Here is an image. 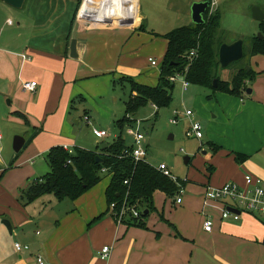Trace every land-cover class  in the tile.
<instances>
[{"label":"crops","instance_id":"1","mask_svg":"<svg viewBox=\"0 0 264 264\" xmlns=\"http://www.w3.org/2000/svg\"><path fill=\"white\" fill-rule=\"evenodd\" d=\"M36 1L24 0L21 9H15L0 0V33L14 26L13 22L6 24L11 20L7 14H14L11 10L20 18L16 23L20 33L7 42L0 35V100L9 99L6 105L10 107L8 111L0 107V119L12 124L14 133L25 139L19 152L25 153L24 159L15 169V196L8 205L11 215L6 219L0 215V264H37L36 255L44 264H264V218L242 214L237 222L216 220L211 233L202 229L206 186L220 187L228 182L242 186L246 174L264 184L262 55L249 56L245 66L252 71V79L245 83L250 94L236 97L214 93L216 103L209 108L216 113L214 117L220 116V124L218 134L210 133L211 141L203 151L207 157L206 176L199 182L186 176L180 204L176 198L170 201L156 192L153 210L141 225L132 221L118 223L106 203L105 191L112 176L106 172L107 179L102 178L74 201H58L48 195L29 204L21 201V194L33 181L49 173L45 155L52 147L77 148L68 123L72 109L73 117L80 115L74 102L77 88L99 76L115 74L114 53L137 40L138 33L153 35L157 29L156 23L148 22L149 12L139 7L140 0H85L82 6V0H52V5L64 8L55 14L73 7L67 31L56 34L58 16H50L53 9L41 13L40 8L41 20L29 14ZM127 1L128 7L119 4ZM182 1L190 6L195 0ZM44 30L46 34L40 35L39 44L30 45L33 39L28 40V32L39 34ZM72 39L76 40V57L71 56ZM21 55L30 60H22ZM24 82H36V89L24 91ZM79 97L82 116L89 118L86 99ZM0 136L1 141V133ZM236 156L244 159L238 161ZM15 159L0 156V173ZM2 219L9 221L11 234L6 235ZM15 242L28 245L29 250L16 252ZM104 247H110V254L101 259Z\"/></svg>","mask_w":264,"mask_h":264},{"label":"rangeland","instance_id":"2","mask_svg":"<svg viewBox=\"0 0 264 264\" xmlns=\"http://www.w3.org/2000/svg\"><path fill=\"white\" fill-rule=\"evenodd\" d=\"M185 1L188 2V0ZM207 1H210L211 5L206 17L209 15L220 16V30L218 32L220 42L229 44L236 41L241 36L244 37L242 59L232 63L227 68L220 67L217 71V76L220 81L229 83L234 74L247 65L253 41L258 39V34L264 38V22L259 23L253 21L250 13L251 8L254 6L259 7L264 12V0ZM51 2L52 0H38L34 2V6L30 8L29 14L41 20V15L39 14L40 8L41 13L45 10L50 11L53 9V13L50 14V16L64 9L62 6L58 5L55 7ZM194 2H192L190 6H187L182 0L139 1L141 10L143 12H149L148 14L151 16L148 22L156 23L159 26L156 25L158 30L155 29L153 35L138 33L137 40L130 42L124 50L114 53L113 68H115V74L99 76L83 84V87L77 88L79 91L74 98L78 100L80 98L79 95H82V97L86 99V104L84 106L85 109L88 108L87 114L89 115V118L86 115L83 117V111L82 109L80 110L81 105L78 106L80 101L77 102V100H74L76 105L75 108H78L77 112H80V115L78 118L73 117L72 114L75 112V109H72V114L68 115V123L71 133H73L74 136V144L77 148L97 151V148L102 143L112 144L114 134H119L116 120L121 119L125 115V102H127L130 94L129 83L125 80L132 79L139 84L147 86L156 85L159 78V69L162 65L167 48V42L164 36L166 32L170 30L192 24L191 7ZM119 4L123 6L127 5L126 7L130 5L128 1L125 4ZM137 5L138 3L134 5L133 20L137 14ZM72 9L73 7L70 6L66 12H62L60 15L55 14L56 17H54V19L58 16L57 22L54 24V29L57 32L56 34L67 31ZM185 12L187 13L185 14ZM11 13L14 14L7 15L10 16L14 26L6 28L0 33L4 42L14 37L15 34L17 35L20 33V29L16 28V23L20 21V18H18V14L15 13V11L11 10ZM28 33L30 34L28 40L33 39L30 45H34L39 44L40 35L46 34V31L44 30V33L39 34L38 32H33V34L31 32ZM149 58H153L157 61L156 68L149 67ZM173 85L172 101L169 107L160 110H157L151 104L142 107L131 119L124 123V130L121 138L123 141H126L127 145H130L132 143L131 137L125 134V129H127V127H139L140 133L144 135L143 145L146 151V161L149 165L157 167L160 163H164L171 174L177 178L176 181L178 182H180L179 180H181V182L184 181L188 174L189 179L192 180V178L195 177L198 179L196 181L199 182L200 179H204L206 176V164L204 160L207 159V157L203 151L207 150V142L211 141L210 133L218 134L217 125L220 124V116L214 117L216 113L210 111L213 105L212 103H216L213 97L214 93L212 94L211 91L196 86H189V88L184 91L180 82H176ZM210 95H212L211 100L207 98V96ZM8 100L9 99L0 100V107H2L3 110L5 109L8 111L10 109V107L6 105ZM186 110H195L192 119L198 120L201 124L203 133V138L201 140L185 137V131L190 122L183 116ZM175 111L178 113L179 122L177 125H173L170 122L174 117L173 112ZM5 121V119H0V133L2 135V140L0 141V156H2L4 160H9L11 156L13 159L16 157V159L14 163L12 162V165H9L4 172L0 173V215L3 216V219L11 215L8 210V205L9 201L15 196L13 183L18 174V171L15 169L17 163L23 160L25 155L24 152L18 155H15L13 152L12 140L14 136L21 135L14 133L15 129L12 124L7 122L3 123ZM76 121H78V123H75ZM94 129L106 130L108 134L107 137H103L101 140L96 139L93 135ZM184 157L190 158L188 164L184 163ZM107 177L108 175H102V178L107 179ZM42 179H36L34 182L38 184ZM18 188L19 186L17 189L15 187V190L18 191ZM21 188H24V186L20 187V189ZM169 199L170 201L172 200V198ZM131 207L136 211L143 212L146 205L140 203L134 204ZM130 215L131 211L128 210L124 219L128 221ZM142 221L143 219L140 222ZM1 227L0 225V229H3V227ZM5 231L6 235H9L7 229Z\"/></svg>","mask_w":264,"mask_h":264},{"label":"trees","instance_id":"3","mask_svg":"<svg viewBox=\"0 0 264 264\" xmlns=\"http://www.w3.org/2000/svg\"><path fill=\"white\" fill-rule=\"evenodd\" d=\"M207 14L208 11L204 15L203 25L191 24L175 28L165 34L167 48L155 86L142 85L132 79L125 80L129 83L130 94L125 102V115L116 120L119 134L112 144H107L108 147L103 151L75 148L72 154L66 152L62 146L52 147L45 155L49 173L40 183L36 184L33 181L21 194L22 202L29 204L46 195L58 201L66 199L74 201L99 183L106 172L112 175L105 191L107 205L116 203L119 209L128 193L129 206L140 203L146 205L145 210L141 212L140 220H128L141 225L140 221L153 210V196L156 192L172 199L179 195L186 183L179 179L180 182H174L146 163L140 162L136 165L132 163L130 158L124 155V151L130 149V146L122 140L121 135L124 123L147 104H151L157 110L169 107L174 85L168 78L175 74L184 75L190 86L207 89L212 94L222 92L238 97L246 93L248 87L245 83L252 79L250 69L247 70L246 67L239 69L229 83L220 81L217 76L220 68L218 49L223 44L218 37L220 16L206 17ZM192 52L194 55L190 56ZM251 55L264 56L263 37L253 41L249 56ZM214 79L217 80L216 88L212 85ZM207 98L210 100L212 95ZM97 156L101 162H96ZM242 159L244 157L236 156V160ZM127 179L128 186L123 184ZM145 211L148 213L145 214Z\"/></svg>","mask_w":264,"mask_h":264},{"label":"built area","instance_id":"4","mask_svg":"<svg viewBox=\"0 0 264 264\" xmlns=\"http://www.w3.org/2000/svg\"><path fill=\"white\" fill-rule=\"evenodd\" d=\"M85 0L82 1V5ZM81 5V6H82ZM82 9V7H81ZM7 25H12L11 20L6 21ZM194 52L190 53V56H193ZM22 60L29 61L30 58L26 55H21ZM148 63L151 67H157V61L155 59L149 58ZM168 81L171 84H175L176 82H180L182 89L185 91L190 86L185 76L182 74H175L168 78ZM36 82H24L22 84V89L24 91L33 92L36 89ZM174 117L170 120L171 124L177 125L178 113L173 112ZM183 116L188 119L189 125L185 131L186 138H193L196 140H201L203 138L202 127L201 124L192 119L193 112L190 110H186ZM125 134L131 137L130 149L124 151L125 157H129L132 163L135 165L137 163H147L146 161V151L143 145L144 135L140 133L139 127H127L125 129ZM93 135L97 139H102L103 137H107V133L104 130H93ZM1 138V136H0ZM63 149L72 154L73 149L64 146ZM1 150V149H0ZM149 165V164H148ZM157 171H159L163 176L171 179L176 182L177 178H175L167 166L164 163H160L157 167H154ZM128 179L123 182L124 185L128 186ZM126 193L125 198L121 204L119 209L116 206V203H111L108 208L111 212V215L118 223H122L126 221L124 216L128 212L131 211V215L129 219H139L141 217V211H136L127 203ZM182 191L179 195L176 196V203H181ZM203 209L205 211L202 229L206 233H211L214 228L215 221H233L237 222L242 214L254 216L260 219L264 218V184L259 179L250 174H246L243 177V185L239 186L236 183H225L220 187H212L206 186L204 188L203 195ZM207 209H210L209 211ZM208 211V213L206 212ZM14 250L18 253H22L29 250L28 245L21 244L19 242H15ZM110 254V247H104L100 251V258L106 259ZM35 260L37 264H44V261L40 255L35 256Z\"/></svg>","mask_w":264,"mask_h":264},{"label":"water","instance_id":"5","mask_svg":"<svg viewBox=\"0 0 264 264\" xmlns=\"http://www.w3.org/2000/svg\"><path fill=\"white\" fill-rule=\"evenodd\" d=\"M5 4L15 8V9H21L23 5L24 0H2ZM210 1H200L192 4L191 7V20L192 24L194 25H203L204 24V15L206 12L210 10ZM251 13V18L255 22H263L264 21V12L259 8V7H252L250 10ZM259 38H262L260 34H258ZM243 42H244V37H239L236 41L229 43V44H222L220 45L218 49V62L219 66L221 68H227L234 62H238L242 59L243 57ZM75 44L76 40L72 39L70 42V51H71V56L76 57L75 54ZM248 70V68H247ZM213 88L217 87V80H213ZM247 94H250L251 91L248 89L246 91ZM25 144V139L22 136H14L13 141H12V149L15 153H19L21 149L23 148ZM108 147L107 144H100L98 147L99 151H103ZM102 160L99 159V157H96V162H101ZM189 158L184 157V163L188 164ZM148 212L145 211V214ZM2 224L6 227L7 231L9 234H11V225L9 221L3 220Z\"/></svg>","mask_w":264,"mask_h":264}]
</instances>
